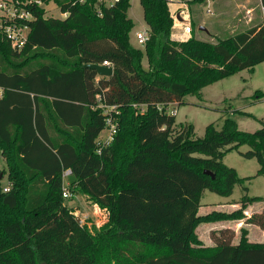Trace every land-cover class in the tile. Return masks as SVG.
I'll return each mask as SVG.
<instances>
[{
  "label": "trees",
  "instance_id": "trees-1",
  "mask_svg": "<svg viewBox=\"0 0 264 264\" xmlns=\"http://www.w3.org/2000/svg\"><path fill=\"white\" fill-rule=\"evenodd\" d=\"M43 1H54L66 16H47L45 6L34 5L22 49L0 38V150L12 182L9 191L0 182V264H264V242H250L244 227L238 243L232 229L212 232L214 246L196 231L203 223L244 218L264 229V208L245 214L264 201L248 194L245 183L254 176L242 177L224 162L246 144L242 154L256 158V175H264V119L247 132L226 117L198 136L193 123H177L157 107L182 104L185 96H200L203 88L264 62V22L227 40L192 35L178 43L171 38L173 0H140L150 35L140 48L131 42V0L112 6ZM57 50L72 67L31 66ZM106 62L111 76L86 67ZM101 104H118L121 114L114 140L98 154L106 128ZM133 104L147 109L141 113ZM66 169L73 197L82 193L107 212L96 234L65 203ZM237 184L246 191L239 209L199 214L205 190L230 196Z\"/></svg>",
  "mask_w": 264,
  "mask_h": 264
},
{
  "label": "rangeland",
  "instance_id": "rangeland-1",
  "mask_svg": "<svg viewBox=\"0 0 264 264\" xmlns=\"http://www.w3.org/2000/svg\"><path fill=\"white\" fill-rule=\"evenodd\" d=\"M103 1L97 0V5L99 6ZM186 1L188 0L171 2V7H175L172 8L177 12L173 14L174 25L179 22L177 14L187 18L186 22L182 20L179 23L181 25H178L174 32L172 31L171 38L178 43L185 42L192 35L211 42L227 40L236 33L264 22V8L261 0H204L201 3L193 2L191 5L187 4ZM105 3H108V0H105ZM45 10L47 16L64 18L60 8L54 1L46 4ZM128 15L135 23V27L131 32L132 43L143 48L144 44L139 43L136 33H139L138 31H148L149 26L145 21L140 0H131ZM192 22L205 27L208 33L197 28L192 30L191 35L185 34L184 27ZM40 63H55V66L59 69L72 67V64L64 58V53L60 50L39 57L31 66ZM143 65L148 68L146 58ZM256 92H258L257 97H255ZM260 93H264V62L257 64L253 69L241 70L203 88L200 96H185L182 104L173 106L178 110L177 123L187 121L193 123L197 135L203 136L208 124L214 122L221 127L224 119L231 117L236 120L239 129L254 132L262 127L260 120L264 119V96L259 98ZM104 108L103 106L102 109ZM245 112L251 115H247ZM102 135L106 136L107 130H104ZM249 149L248 145H242L239 150L228 152L224 161L228 166L235 168L240 176H254L245 183L248 187V194L264 197V175H256L261 167L260 163L256 158H247L242 154V152ZM4 159L5 156L2 155L0 150V171L3 173V180L1 179L3 184L1 186L3 188L6 186L12 187V182L9 181V167ZM245 193L243 185L240 184L235 186L230 196H222L210 190H205L202 197L204 208L201 213H209L215 209L227 210L228 208L219 207V204L226 203L228 200H240ZM65 203L73 208L75 215L81 218L82 223H86L88 228L95 234L108 220L106 210L100 207L98 203L89 200L82 193L66 198ZM262 204L258 202L253 204L252 211L258 210V206H262ZM255 228L252 229L251 237L254 240L264 239L262 231ZM206 235H208V229L200 228L198 236L206 237Z\"/></svg>",
  "mask_w": 264,
  "mask_h": 264
},
{
  "label": "built area",
  "instance_id": "built-area-1",
  "mask_svg": "<svg viewBox=\"0 0 264 264\" xmlns=\"http://www.w3.org/2000/svg\"><path fill=\"white\" fill-rule=\"evenodd\" d=\"M84 1V0H81ZM120 0H108V3H105V0L102 2L106 6H112ZM101 3V4H102ZM34 5L45 6L46 3L43 0H0V38L10 41L11 45L15 49H22L29 38L31 32V22L34 20L35 15L31 7ZM63 14V13H62ZM66 16V14H63ZM184 33L191 35L192 25L188 24L184 27ZM137 40L141 44H145L149 39L150 35L148 32H139L137 33ZM104 65L111 66L110 63L106 62ZM139 112L144 113L147 109L146 104H133ZM177 103L169 104H158L157 107L161 112H165L170 115H177V108L173 107ZM103 113L106 120L107 135L103 136L102 133L98 138V147L96 152L98 154L102 153V150L109 146L115 138L119 130V118L121 110L118 104L112 105H103ZM72 175L71 169H66L63 172V195L65 198L73 197L71 191V183L69 180ZM10 186H6L4 191H9Z\"/></svg>",
  "mask_w": 264,
  "mask_h": 264
},
{
  "label": "crops",
  "instance_id": "crops-1",
  "mask_svg": "<svg viewBox=\"0 0 264 264\" xmlns=\"http://www.w3.org/2000/svg\"><path fill=\"white\" fill-rule=\"evenodd\" d=\"M212 1H216V0H212ZM172 2L175 3V0H173ZM171 4L172 3H170L171 12H172V14H174V13L176 14L177 12L173 10V8H175V7L172 6L173 7L172 8ZM178 15L179 14H177L176 16L178 17ZM178 19H179V22L175 23V25L173 27V32H174V30L177 29L178 25H181L179 23H181L182 20H183V22L187 21V18L184 17V16H180ZM200 27L201 26H199V30H200ZM200 31H202V30H200ZM203 31H206L208 33L207 29L203 30ZM138 32H143V31H138ZM145 32H149V29H148V31H145ZM131 42H132V36H131ZM224 159H225V157H224ZM70 177H72V176H70ZM245 177H247V176H245ZM2 180H1V183H2ZM71 180H72V178H69V180H67V181H70V183H71ZM239 201L240 200H228V201H226V203L225 202L220 203L219 207L228 208V209L227 210H218V211L228 212V213L233 212L234 210H237V209L240 208L241 203ZM255 203H257V202H255ZM255 203H253V204H255ZM258 203H263L262 206H258L259 207L258 210H255V211L253 210L252 211L253 204H250L247 207V210L245 211V214L247 215V217L251 216L253 213L262 212V210L264 208V201H259ZM203 208L204 207H203V204H202L200 209H199V214H206V213H201ZM215 210H217V209H215ZM246 220L247 219L244 218V219H237V220H223V221H217V222L203 223V224H200L197 227L196 231H197V234H198L200 228L208 229V235H206V237H203L204 235L203 236H199V237L206 245H210V246H214L215 245V241L213 240V238L211 236L212 232H215V234L218 235L219 231H221L222 229H226V228L232 229L234 231V233H235V237L233 239V243H238L239 242V240H240V230H241L242 227L248 229V231H249L248 238H249L250 242H264V239H262V240H258V239L254 240L251 237L253 228L256 227L255 229H259L260 231H262L263 235H264V229L259 227L258 225H255V224H252V223H248V222H246Z\"/></svg>",
  "mask_w": 264,
  "mask_h": 264
},
{
  "label": "water",
  "instance_id": "water-1",
  "mask_svg": "<svg viewBox=\"0 0 264 264\" xmlns=\"http://www.w3.org/2000/svg\"><path fill=\"white\" fill-rule=\"evenodd\" d=\"M179 17H180V15H178V18ZM200 30H206V28L201 26ZM86 67H90L92 69H95L100 76H111L114 73V68L112 66H108V65H104V64L90 63V64H87ZM205 173L211 175L212 178L216 177V175L211 170L206 169ZM2 176H3V174L1 173L0 174V182H1ZM77 220L79 223H82L81 218L77 217Z\"/></svg>",
  "mask_w": 264,
  "mask_h": 264
}]
</instances>
